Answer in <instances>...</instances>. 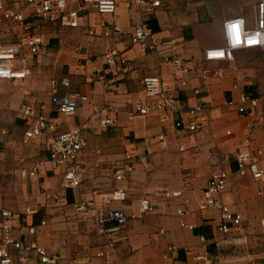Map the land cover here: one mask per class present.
<instances>
[{
    "label": "crops",
    "instance_id": "0c3cea01",
    "mask_svg": "<svg viewBox=\"0 0 264 264\" xmlns=\"http://www.w3.org/2000/svg\"><path fill=\"white\" fill-rule=\"evenodd\" d=\"M25 1L7 0V5L17 9ZM161 3L151 12L131 0H118L115 17L83 8L76 29L38 25L45 48L37 56L24 53L31 76L16 83L0 80V115L11 122L0 128L8 132L0 133V212L7 209L21 216L12 226L22 238L27 228L36 227V240L61 255L60 264H264V183L257 184L251 175L240 176L236 162L237 153L246 151L264 167V55L250 49L237 51L230 62L203 61L205 49L224 44L225 21L245 17L249 27L255 26L254 6L244 0ZM102 22H116L125 34L104 35ZM141 23L149 24L158 38L176 40L179 54L195 61L197 70L188 87L180 88L158 55L143 53L133 44L131 33ZM14 41L7 27L0 42ZM113 50L127 63V70L118 75L106 64V55ZM153 75H160L189 105L206 104L201 129L180 132L171 123L162 124L157 115H135L143 79ZM54 84L61 95L85 93L90 100L65 120L51 102ZM196 88L199 95L194 94ZM243 94L258 99L256 114L238 112ZM25 104L59 118L63 123L59 132L86 127L82 134L89 145L80 155L84 170L79 188L63 190L64 170L49 162V134L26 141L29 125L19 113ZM108 119L112 125H105ZM164 132L167 142L160 143L158 136ZM121 165H132L133 170L117 181L114 171ZM217 168L229 173L223 201L244 219L227 235L218 230V211L199 209ZM167 191L183 194L166 198ZM78 200L122 209L129 223L123 230L104 233L95 212L89 219L76 216ZM147 203L153 211L143 213ZM181 208L189 214L178 216ZM32 264L40 262L35 259Z\"/></svg>",
    "mask_w": 264,
    "mask_h": 264
},
{
    "label": "built area",
    "instance_id": "2783aa9c",
    "mask_svg": "<svg viewBox=\"0 0 264 264\" xmlns=\"http://www.w3.org/2000/svg\"><path fill=\"white\" fill-rule=\"evenodd\" d=\"M139 7H145L155 12L162 7L161 0H131ZM250 2L255 10V26L249 27L245 17H236L223 23L224 44L219 47L205 49L204 63L230 62L235 60L237 51L259 49L264 55V0H244ZM79 8H74V5ZM95 11L101 16L115 17L118 9V0H26L20 8L7 5V0H0V36L9 27L14 42H0V80L10 82H22L28 79L32 70L25 52L37 56L44 51L45 42L38 25L51 23L59 25L63 29H76L81 26L82 9ZM103 34L106 36L122 35L125 32L116 24L101 23ZM94 36L95 32L90 31ZM131 41L140 47L146 54H156L164 65L169 66L178 81L181 89L189 86L192 74L197 70L192 58H183L179 54L178 42L172 38H158L147 23H141L134 27L131 33ZM106 64L109 70L118 75L127 70V63L116 50L106 55ZM68 85L67 81L63 82ZM142 93L137 102L135 115L146 118L157 115L164 125L171 123L176 131L197 132L205 121L208 111L206 104L199 103L191 106L185 99H180L176 90L160 76H147L142 82ZM105 87H108L106 83ZM206 88V87H205ZM207 89V88H206ZM200 88L194 89V94L199 95ZM27 94V93H26ZM90 100L85 93H67L61 95L54 84L52 105L65 120L74 116L77 111ZM231 104V103H230ZM259 101L249 95L243 94L240 98L238 112L241 116L256 114ZM19 113L27 120L29 125L25 132L27 142L42 138L49 134L48 152L49 162L57 168H63L62 188L64 191L77 189L82 183L83 164L80 160L81 153L89 143L82 134L81 127H71L67 131L59 132L63 123L59 118H49L42 110L29 104H25ZM179 115V118H176ZM186 115V116H184ZM187 117V118H185ZM187 119V120H185ZM105 125H112L110 119ZM0 133L7 135V131L0 129ZM167 133L158 136L160 143L167 142ZM237 170L240 176L251 175L257 184L264 183V167L260 166L257 157L246 151H239L236 155ZM133 166H118L114 175L117 181H124L132 172ZM34 175V172L30 173ZM229 184V173L222 169H215L207 186L199 200V209L207 211L214 209L220 215L221 223L219 232L223 235L231 233L241 227L244 219L239 213L233 212L223 201L222 196ZM121 193H124L121 190ZM182 191H167L166 198L181 197ZM76 216L81 219L91 218L96 213L97 225L102 232H117L127 227L129 216L122 209H113L106 205L97 206L94 200H78L74 203ZM153 211V207L147 203L142 209L143 213ZM27 214H30L28 209ZM183 217L189 214L187 208H181L177 212ZM0 264H32L38 259L40 264H60L62 256L51 253L41 246L36 240V227L27 228L26 234L18 236L12 223L19 221L21 216L7 209L0 212ZM41 225H46L41 221ZM184 227H188L185 223ZM175 247L170 251L174 252ZM190 254V251H187ZM101 253L100 256H105Z\"/></svg>",
    "mask_w": 264,
    "mask_h": 264
},
{
    "label": "rangeland",
    "instance_id": "374dc122",
    "mask_svg": "<svg viewBox=\"0 0 264 264\" xmlns=\"http://www.w3.org/2000/svg\"><path fill=\"white\" fill-rule=\"evenodd\" d=\"M48 28V26H47ZM42 29V28H41ZM45 32V31H44ZM46 36H47V39H49L48 37V33L45 32ZM51 39V38H50ZM11 122L8 120V118H5L3 116L0 115V128L1 127H7Z\"/></svg>",
    "mask_w": 264,
    "mask_h": 264
}]
</instances>
